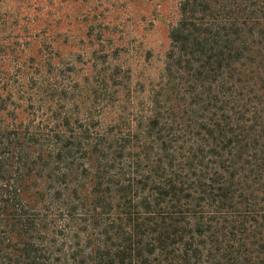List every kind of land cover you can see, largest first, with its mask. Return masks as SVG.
I'll use <instances>...</instances> for the list:
<instances>
[{
    "label": "trees",
    "instance_id": "obj_1",
    "mask_svg": "<svg viewBox=\"0 0 264 264\" xmlns=\"http://www.w3.org/2000/svg\"><path fill=\"white\" fill-rule=\"evenodd\" d=\"M90 1L0 0V264H264V0H176L147 87Z\"/></svg>",
    "mask_w": 264,
    "mask_h": 264
},
{
    "label": "rangeland",
    "instance_id": "obj_2",
    "mask_svg": "<svg viewBox=\"0 0 264 264\" xmlns=\"http://www.w3.org/2000/svg\"><path fill=\"white\" fill-rule=\"evenodd\" d=\"M90 4L103 12L101 17L106 10L111 12L106 32L130 42L125 60L134 68V83L147 87L162 67L176 0H91Z\"/></svg>",
    "mask_w": 264,
    "mask_h": 264
}]
</instances>
